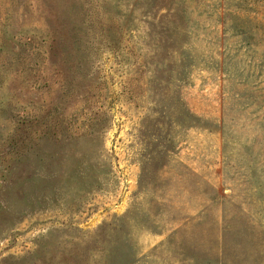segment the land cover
Returning <instances> with one entry per match:
<instances>
[{
    "label": "rangeland",
    "instance_id": "rangeland-1",
    "mask_svg": "<svg viewBox=\"0 0 264 264\" xmlns=\"http://www.w3.org/2000/svg\"><path fill=\"white\" fill-rule=\"evenodd\" d=\"M0 264H264V0H0Z\"/></svg>",
    "mask_w": 264,
    "mask_h": 264
}]
</instances>
